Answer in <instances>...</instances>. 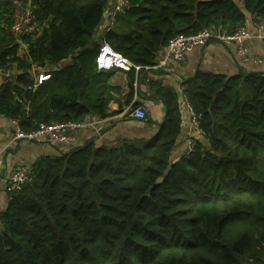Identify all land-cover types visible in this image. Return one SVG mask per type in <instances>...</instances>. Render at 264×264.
Masks as SVG:
<instances>
[{"label":"trees","instance_id":"16d2710c","mask_svg":"<svg viewBox=\"0 0 264 264\" xmlns=\"http://www.w3.org/2000/svg\"><path fill=\"white\" fill-rule=\"evenodd\" d=\"M17 1L33 19L21 32ZM114 1L0 0V115L26 133L107 118L117 71L126 103L143 102L134 67L98 68L103 43L153 67L178 34L264 21V0H128L112 13ZM182 85L202 138L178 159L181 95L151 78L144 98L166 109L152 137L89 140L40 156L21 188L6 180L0 264H264V71L199 69Z\"/></svg>","mask_w":264,"mask_h":264},{"label":"crops","instance_id":"0c3cea01","mask_svg":"<svg viewBox=\"0 0 264 264\" xmlns=\"http://www.w3.org/2000/svg\"><path fill=\"white\" fill-rule=\"evenodd\" d=\"M107 10L108 13L97 34H100L102 28L109 24L110 10L109 8ZM255 23L253 17H249L246 27L250 36L241 43L211 41L187 52L182 61H171L166 67H146L147 72L140 79L138 88L135 82L136 94L134 97V99L141 100L147 110V116L144 119L126 116L127 108L132 106V103H126L129 80L126 72L117 71L114 81L119 85V90L114 91V98L109 104L115 114L103 119L102 132L97 133L92 127L79 130L76 134L75 145H82L89 140L95 141L97 144H114L122 137L146 139L152 137L159 129L166 109L161 100L144 98L146 93L149 94L148 84L151 78L173 87L181 95L182 82L192 77L199 69L226 75L235 74L241 69L264 71V40L259 37V34L264 33V21L260 22L262 24L260 28L256 27ZM240 44H243L248 50L247 60L238 54ZM137 71L136 69V80ZM182 110V132L173 153L174 160L187 150L188 140L192 137L197 138L195 133L199 134L192 122L191 110L185 98ZM16 128L15 121L0 115V152L3 153L4 158L3 178L0 181V211L4 210L8 204L6 178L18 165L22 163L32 165L42 155L58 154L61 150H67L66 147L54 142L44 143L29 140L12 142Z\"/></svg>","mask_w":264,"mask_h":264},{"label":"built area","instance_id":"2783aa9c","mask_svg":"<svg viewBox=\"0 0 264 264\" xmlns=\"http://www.w3.org/2000/svg\"><path fill=\"white\" fill-rule=\"evenodd\" d=\"M18 5L15 12L14 30L21 32L27 30V26L32 22L30 10H24L21 3L17 1ZM128 4V0H115L113 3L112 13L123 10ZM256 27H262L260 22L255 23ZM250 36L246 26H239L234 32L228 33L225 30H217L215 28L204 29L196 34H178L172 37L163 50L161 57L156 65L153 67H166L171 61H182L187 52L196 46H203L211 41L219 42H243L245 38ZM259 37L264 40V33L259 34ZM238 54L245 60L248 59V50L243 44L238 47ZM98 68L100 70H108L111 68H120L125 71L135 68L141 69L142 66L134 65L132 61L124 56L122 53L114 49L109 43H103L99 49L97 56ZM48 75L43 71L36 75V85ZM189 105V104H188ZM192 114V122L199 134L201 131L198 128V119L189 105ZM126 116L136 119H144L147 116V110L143 105L137 107L129 106L125 112ZM17 125V122L15 121ZM92 127L97 133L102 132L104 128L103 119L97 117H86L81 121H54L51 123H44L40 128L34 132H23L17 126L16 131L12 137V142L18 140H29L36 142H54L61 146L70 148L75 145L76 134L83 128ZM196 145V138H190L187 143V150L191 151ZM4 158L3 153L0 152V173L3 171ZM29 164L18 165L6 178L8 184L13 188H21L27 181L31 179Z\"/></svg>","mask_w":264,"mask_h":264},{"label":"water","instance_id":"95a60500","mask_svg":"<svg viewBox=\"0 0 264 264\" xmlns=\"http://www.w3.org/2000/svg\"><path fill=\"white\" fill-rule=\"evenodd\" d=\"M108 13V10L106 9L105 12H104V16L106 17ZM99 33L96 35V38L98 37ZM147 72V68L146 67H142L141 69H139L137 71V80H136V86L138 88L139 86V83H140V79L145 75V73ZM179 101H180V106H181V110H182V107H184V97L183 96H180L179 97ZM183 111V110H182ZM195 133V136L197 138H202V135L201 134H197Z\"/></svg>","mask_w":264,"mask_h":264},{"label":"rangeland","instance_id":"374dc122","mask_svg":"<svg viewBox=\"0 0 264 264\" xmlns=\"http://www.w3.org/2000/svg\"><path fill=\"white\" fill-rule=\"evenodd\" d=\"M0 80H2V76L0 75Z\"/></svg>","mask_w":264,"mask_h":264}]
</instances>
